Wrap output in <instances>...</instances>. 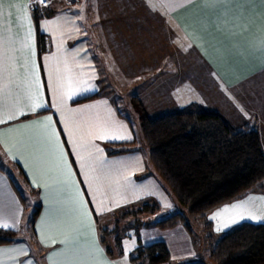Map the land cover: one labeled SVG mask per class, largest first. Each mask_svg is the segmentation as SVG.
I'll return each mask as SVG.
<instances>
[{"label":"crops","instance_id":"1","mask_svg":"<svg viewBox=\"0 0 264 264\" xmlns=\"http://www.w3.org/2000/svg\"><path fill=\"white\" fill-rule=\"evenodd\" d=\"M69 1L46 0L33 8L34 0H6L0 8V119L5 121L0 123V225L10 226L2 229L18 233L40 205L32 230L28 226L32 246L16 240L1 244L0 264H102L105 259L109 264H137L129 257L138 244L157 240L166 244L175 264L201 261L196 237L181 223L162 230L145 222L138 235L129 229L119 241L121 254L109 233L105 239L112 255L105 250L96 219L108 223L112 211L147 199L165 212L177 209L178 203L152 172L145 145L137 144L135 108L129 103L124 111L121 101H141L148 115L145 100H179L185 88L198 83L207 84L210 95L213 85L230 119L223 118L234 128L254 125L264 148V4ZM37 30L46 40L42 53ZM33 60L40 83L35 101ZM33 102L44 106L33 112ZM19 111L26 115L7 119L8 113ZM167 113L172 112L158 116ZM48 116L71 175L63 170L58 152L50 151L43 124L33 123ZM113 135L131 139L99 138ZM128 143L134 144L120 152L119 145ZM77 191L88 202L90 215L78 206ZM233 204L240 207H226ZM28 207L32 210L26 214ZM240 213L264 217V191L243 192L207 211L211 229L206 235L215 239L242 222L257 223L245 219L217 231Z\"/></svg>","mask_w":264,"mask_h":264},{"label":"trees","instance_id":"2","mask_svg":"<svg viewBox=\"0 0 264 264\" xmlns=\"http://www.w3.org/2000/svg\"><path fill=\"white\" fill-rule=\"evenodd\" d=\"M37 21L34 14L35 24ZM36 39L42 53L46 49L45 36L37 30ZM136 106L133 107L152 172L180 205L198 216L205 232L211 229L207 211L243 192L264 191V148L254 125L234 128L221 115L208 112L194 102L155 118L147 115L140 102ZM133 144H120L119 151L125 152ZM161 210L155 201L147 199L112 211V229L106 220L96 219L107 253L112 255L113 246L121 254L120 239L129 229L138 235L139 227L145 222H152L162 230L181 223L192 233L184 215L177 211L154 221L144 218ZM39 211L40 205L35 206L28 219L31 230ZM112 230L113 245L109 246L105 238ZM16 237V231L0 228V245L11 243ZM206 239L210 264H264V224L242 222L215 239L210 235ZM129 258L137 264H175L161 240L146 245L139 243Z\"/></svg>","mask_w":264,"mask_h":264},{"label":"rangeland","instance_id":"3","mask_svg":"<svg viewBox=\"0 0 264 264\" xmlns=\"http://www.w3.org/2000/svg\"><path fill=\"white\" fill-rule=\"evenodd\" d=\"M69 1V0H67ZM70 3V1H69ZM126 6V5H125ZM191 70V69H189ZM186 71V69H184V72ZM200 73H203V71H200ZM191 85H184L185 87H189ZM192 88H185L184 89V93H182V97L179 100H165V101H160L157 99H154L152 97V95L150 94L149 97L153 98L154 100H145L144 102V106H147V110H148V116L150 118H153L155 116H158L161 113H166V112H174L176 109H178L179 107L185 106L186 104H190V102H194V103H198L200 104L206 111L208 112H216L219 113L222 117H225L227 119L228 116L225 115L223 109V96L220 92L218 91H214L213 89V85H212V90H210V95L207 88V84L204 83H198L196 85L191 86ZM254 86H251V89H253ZM191 89V90H189ZM138 94L141 93V91H136ZM140 102L141 105L143 104L141 101L136 100V102ZM123 102V103H122ZM134 101H121V109L126 111L128 105L130 106L129 103H131V109L133 108L132 106L137 107V103ZM126 106H125V104ZM143 106V105H142ZM128 116V115H127ZM131 117V115H129ZM136 119V115H134L132 117V121H134ZM138 141L137 144L141 143V145H145L143 140H142V136H141V132H140V128L138 129ZM146 149V148H145ZM259 185V184H258ZM261 185V184H260ZM29 210L26 214H28L32 208L28 207ZM175 210L177 212H180L184 215L186 221L190 224L191 226V230L193 232V236L196 237L197 241H198V253H197V257L199 259L197 260H201L203 262H206L205 260H207V256H208V250H207V239H206V232L203 230L202 226H201V222L198 218L197 215L191 214L189 213L185 207H183L182 205H180L179 203H177V209H174V211H170V212H165L164 210H161L159 212H155L152 215H144V218H148L152 221L156 220V219H160L162 217H164V213H166V215L170 214L171 212H175ZM112 219L108 218V222L111 223ZM27 226H23L19 232L17 233V237H16V241L19 242H24L27 245H31L30 242V232L28 231V223ZM112 236L114 234L113 230L111 231ZM32 246V245H31Z\"/></svg>","mask_w":264,"mask_h":264},{"label":"snow or ice","instance_id":"4","mask_svg":"<svg viewBox=\"0 0 264 264\" xmlns=\"http://www.w3.org/2000/svg\"><path fill=\"white\" fill-rule=\"evenodd\" d=\"M5 2H6V0H0V8H2L4 6ZM232 2H233V0H204V3L206 5H211V6H215V5H218V4H221V3H232ZM239 2H242V3H250L251 0H239ZM260 3L264 4V0H260ZM24 13H25L24 19L29 22L28 35H29V37H31L32 36L31 16L28 15V6L27 5L24 6ZM260 48L262 50H264V42L261 43ZM32 55L33 56L35 55L34 50L32 52ZM31 65H32V73H33V83L35 84V88H36V92L32 96V99L35 101L37 98H39V94H40V83H39L38 77L35 76V73L37 71V65L35 63V60H33L31 62ZM5 87H7V85ZM43 106L44 105H42V104L33 102L32 105H31V111L35 112L37 109H39V108H41ZM17 114H19V115H26V113L23 112V111H19L18 113H8L7 114V119L8 120H12V119L16 118V115ZM4 122L5 121L3 119H0V123H4ZM33 123L35 125H41V124H43V126L45 128V131L47 133V141H48V145L50 147V151H52V152H58L60 162L63 165V170L68 171L69 175H71L70 166L68 165V162L65 159V154L63 152L62 146H61L60 141L58 139V133L56 132L55 128L52 126V117L51 116H48V117H45L44 121H34ZM120 127H123V125H121ZM99 138L100 139H113V140H118V139H131L130 136H119V135H113L111 137H108V136H100ZM9 152H11V149H9ZM12 159L15 161L17 159V157L15 155H13L12 156ZM0 163H3V161H0ZM73 183H75V181H73ZM76 200H77L78 206L81 209H84L85 210V214L86 215H90V213L87 212V210H86V205H87L88 202L84 200L83 193L82 192L77 191V193H76ZM168 207H171V205H168ZM226 207L238 208V207H240V205L239 204H233L231 206H226ZM224 210H226V209H224ZM224 210H222V211H224ZM219 215H220V212L218 211L217 213L214 214L213 218H216ZM238 215H239V219L238 220L235 219V218H233L231 220V223H225L223 225V228L218 227L217 228V231H223L224 229H227V228L231 227L232 225L237 224L240 221H243L245 219L250 220V221H254V222H257V223L264 224V217H262V216H257V215H253V214L244 215L242 213H240ZM8 227H10V226L7 225V224L0 225V228H8ZM64 243L67 245V244L70 243V241H67L66 240V241H64ZM99 251L102 252L103 250L102 249H99ZM102 264H109V261H107L105 259V260H103Z\"/></svg>","mask_w":264,"mask_h":264},{"label":"built area","instance_id":"5","mask_svg":"<svg viewBox=\"0 0 264 264\" xmlns=\"http://www.w3.org/2000/svg\"><path fill=\"white\" fill-rule=\"evenodd\" d=\"M46 3V0H34V2L32 3V7L36 8L38 6H42Z\"/></svg>","mask_w":264,"mask_h":264}]
</instances>
